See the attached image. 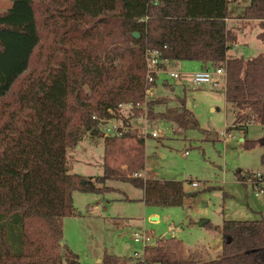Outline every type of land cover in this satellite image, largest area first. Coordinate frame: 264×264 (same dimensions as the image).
<instances>
[{
	"label": "trees",
	"instance_id": "trees-1",
	"mask_svg": "<svg viewBox=\"0 0 264 264\" xmlns=\"http://www.w3.org/2000/svg\"><path fill=\"white\" fill-rule=\"evenodd\" d=\"M231 1L10 0L0 13V264H80L61 243L75 191L102 194L107 186L96 184L128 182L143 191L145 205L162 208L182 206L197 194L182 181L133 175L144 170L148 136L129 119L120 137H103V173L93 182L67 170L68 147L85 131L98 134V119L115 118L124 103L132 106L133 118L141 114L146 49L158 50L163 62L222 64L235 127L264 126V51L248 59L227 55L236 41L225 22ZM241 18L258 20L264 43V0H250ZM160 103L147 102L149 111ZM184 104L181 99L160 116L195 129L197 120ZM254 145L262 149L264 170V136L243 141L245 149ZM237 178L245 182L253 174L239 170ZM214 229L222 235L216 259H184L182 242L170 237L145 247L130 264H264V219L225 220ZM127 262L106 252L101 259Z\"/></svg>",
	"mask_w": 264,
	"mask_h": 264
},
{
	"label": "rangeland",
	"instance_id": "rangeland-1",
	"mask_svg": "<svg viewBox=\"0 0 264 264\" xmlns=\"http://www.w3.org/2000/svg\"><path fill=\"white\" fill-rule=\"evenodd\" d=\"M246 2L238 0L229 4L241 6ZM10 5V0H0V13ZM254 43L253 49H256L259 45ZM35 59L36 56L33 65ZM183 64L185 67L175 69L195 72L194 62ZM155 87L154 90L150 86L145 102L137 105L142 106L141 114L133 118L132 106L124 103L119 105L115 119L119 124L129 119L132 128L137 127L142 134L144 130L157 134V137L146 135L142 177L182 181L185 190L197 194L186 198L182 206L162 208L144 205L140 200L142 190L128 182L107 180L104 184H96L107 186L102 194L73 192L75 211L74 215L62 219V239L78 255L80 264H100L96 259L102 258L105 252L125 262L126 250H130L127 263H133V252L142 254L143 248L132 239L136 230L149 233L155 242L160 238L179 239L184 259L213 260L220 255L222 246V235L215 226L221 227L225 220L264 219V181L261 184L263 193L255 197L256 187L243 184L237 178V171L242 170L243 173L258 172L264 180L261 147H243L244 140L263 137L264 127L258 123L249 124L246 130L235 127V114L226 105L221 87L197 86L189 78L172 79L167 73L158 76ZM181 99L194 114L197 128L183 130L160 116L178 106ZM152 100L164 103L155 104L150 112L147 102ZM100 128L98 134L83 132L81 139L68 147L69 173L79 174L92 182L95 176L103 173L104 134ZM108 163L117 166V161L109 160ZM193 181L198 183L197 187L191 186ZM152 217L157 219L152 220ZM204 219L209 223L200 224ZM62 264L67 263L63 260Z\"/></svg>",
	"mask_w": 264,
	"mask_h": 264
},
{
	"label": "built area",
	"instance_id": "built-area-1",
	"mask_svg": "<svg viewBox=\"0 0 264 264\" xmlns=\"http://www.w3.org/2000/svg\"><path fill=\"white\" fill-rule=\"evenodd\" d=\"M163 61L164 60H162L160 52L158 50L146 49L145 51V79H146V83L148 84L147 89H146L147 93L150 90L151 83L154 82V80H157L158 75L160 73H167L169 77L172 79L189 78L190 81L194 85H197V86L201 84L210 83L215 87L223 88L225 85L226 71H225L224 66H222V64L212 66V67L201 68L200 70H197L191 73H183V72H179L176 70L161 68L160 64L163 63ZM156 76L157 78L155 79ZM93 118L97 119L95 116H93ZM98 126H100L101 128ZM97 127L98 129L99 128L101 129L104 136H111V137H120L124 132H126L129 129L127 125L119 124L115 118L98 119ZM144 132H143V135L149 134L151 137H157V134L155 131L147 132L146 130H144ZM186 153L187 152H185V154ZM133 175L135 177H141V173H134ZM247 181L251 182L252 186L256 187L257 193L262 191L261 184L263 182L261 181L260 173L253 174V179H249ZM191 186L197 187L198 183L193 181L191 182ZM132 239L134 243H138L143 246L142 254H139L137 251H134L133 256L130 255L132 258H134V261L142 258L143 250L145 247L155 245L156 243L153 237L149 233L142 231V230L134 231L132 234Z\"/></svg>",
	"mask_w": 264,
	"mask_h": 264
},
{
	"label": "crops",
	"instance_id": "crops-1",
	"mask_svg": "<svg viewBox=\"0 0 264 264\" xmlns=\"http://www.w3.org/2000/svg\"><path fill=\"white\" fill-rule=\"evenodd\" d=\"M237 1L238 0H233L231 2H237ZM246 1L247 2L244 5H241V6H239V5L238 6H233V5L229 4L228 5V18L225 19V22H226L227 28H229L232 31H234V33L236 35V41L230 45V48L227 51V55L228 56H233V57H243L245 59H248V58H252V57H255V56L263 53V51H264V43H263L262 40H260L257 37L258 33L261 32V29H260V27L258 25V20H247V19H242L241 18L242 14L244 12V8L249 3L250 0H246ZM240 22H242V23L239 24ZM236 27H238V28H236ZM254 42H257L258 45H259V46H257L256 49H253V47H254L253 45L255 44ZM253 50H256V51L254 52ZM252 51H253V53H251ZM248 52H249V55H245ZM186 62H189V63L194 62V64H193L194 65L193 66L194 69L193 70H195V71L200 70L201 68H203L201 66V64L199 62H197V61H167V62H163L164 63L163 64L164 65L163 67L164 68H167V69H171V70H176L175 67L176 68L177 67L178 68L185 67V65L183 63H186ZM176 71H178V70H176ZM183 73H187V72H183ZM164 84L166 85V82H164ZM207 84H210V83H207ZM155 88L156 87L154 86L153 89L155 90ZM171 90H173V88H171ZM224 98H225V96H224ZM225 102H226V100H225ZM226 105L231 108V105L228 104L227 102H226ZM232 111L235 114V111L233 109H232ZM260 126H262V125H260ZM263 127L264 126H262V128ZM247 172H249V171H247ZM241 183H243V184H249L250 183L251 184V182H249V181H245V182H241ZM256 193L257 192H255V194H254L255 197H257L261 193H263V189H262L261 192H259L257 194ZM142 197H143V195H142ZM140 200L142 201L141 198H140ZM152 216H154V215L152 214ZM61 243L63 245H65L63 243V239H62ZM129 253H130V250H126V258H125V261L129 257ZM101 259L102 258H97L96 261L97 262H100V264H101Z\"/></svg>",
	"mask_w": 264,
	"mask_h": 264
},
{
	"label": "water",
	"instance_id": "water-1",
	"mask_svg": "<svg viewBox=\"0 0 264 264\" xmlns=\"http://www.w3.org/2000/svg\"><path fill=\"white\" fill-rule=\"evenodd\" d=\"M133 36H135V37H138L139 36V34L137 33V32H134L133 33ZM157 218H155V217H152V220H156ZM208 222V219H204V220H202V221H200V224H206ZM228 241H229V239H228Z\"/></svg>",
	"mask_w": 264,
	"mask_h": 264
}]
</instances>
